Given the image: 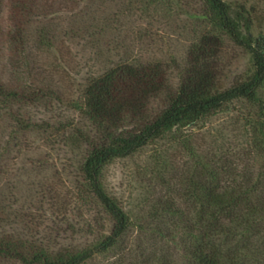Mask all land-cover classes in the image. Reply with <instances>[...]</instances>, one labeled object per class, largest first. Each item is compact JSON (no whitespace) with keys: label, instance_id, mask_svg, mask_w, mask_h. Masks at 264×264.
I'll list each match as a JSON object with an SVG mask.
<instances>
[{"label":"trees","instance_id":"obj_1","mask_svg":"<svg viewBox=\"0 0 264 264\" xmlns=\"http://www.w3.org/2000/svg\"><path fill=\"white\" fill-rule=\"evenodd\" d=\"M57 1L82 9L78 24L84 19L94 24V13L87 15L90 8L84 10L82 6L101 0H0V38H4L0 45L6 46L15 59L12 64L18 78L21 67L17 66L26 62L32 37L41 48L55 46L57 31L45 22L61 13L47 12ZM147 2L169 3L183 11L196 2L199 7L191 17L204 24L206 32L189 48L184 66L179 69L178 87L166 95L164 107L155 114L151 106L167 93L168 74L175 68L163 61L126 59L90 78L85 88L78 111L88 131H75L70 142L76 149H85L79 179L103 209L111 224L110 232L102 233L93 246L82 249H50L33 240L0 234V263L86 264L95 255L123 247L135 230L138 239L144 238L150 248H125L126 264H135L136 256L141 257L137 264H264V102L259 97L264 86V35L254 34V22L245 5L228 0ZM36 19H41V26H35ZM92 26L83 24L70 32L85 33ZM99 28L103 30L101 25ZM224 38L245 50L254 68L251 77L226 88L219 67ZM51 94L22 80L8 82L0 71V117L5 115L15 126L4 141L0 139V168L10 157L18 134L54 128L50 123L28 119L20 109L42 103ZM238 101L257 109L255 116L261 124L253 133L252 147L255 155L263 158L262 164L256 167L222 156H198L191 151L190 142L183 139L189 145L192 163L178 177L168 181L160 177L165 195L147 206L141 220H133L105 186L110 165L133 157L175 132L195 129Z\"/></svg>","mask_w":264,"mask_h":264},{"label":"rangeland","instance_id":"obj_2","mask_svg":"<svg viewBox=\"0 0 264 264\" xmlns=\"http://www.w3.org/2000/svg\"><path fill=\"white\" fill-rule=\"evenodd\" d=\"M228 1L245 5L254 22V34L264 35V0ZM194 3L190 10L183 11L169 3L150 5L147 0H101L91 5L87 2L82 7L90 8L87 15L94 13L95 23L84 19L78 24L82 9L57 1L47 12L60 10L61 13L45 22L57 31L55 46L41 48L32 37L26 49V62L17 66L21 67L19 78L12 64L15 59L10 57L6 46L0 45L4 51L0 59L3 79L13 83L22 80L53 92L42 103L23 105L22 113L28 119L54 127L45 132L32 130L18 134L13 141L11 155L2 166L7 170L0 168V234H13L50 249H82L93 246L102 233L110 232L111 224L103 209L79 179L85 149H76L70 137L79 129L88 131V124L78 107L83 105L90 78L113 64L136 58L163 61L175 67L168 74L167 93L151 106L152 113L160 111L166 95L180 83L179 69L184 66L189 48L206 32V26L191 17L199 7ZM40 21L36 19V27L41 26ZM87 23L93 26L84 30L85 33L70 32ZM224 39L219 67L221 83L226 88L251 77L254 68L245 50ZM259 97L264 102V86L259 90ZM256 113L257 109L245 101L235 102L195 129L180 130L131 158L115 161L107 169L105 186L136 221L146 215L147 206L157 197L165 195L160 177L168 181L183 173L184 167L192 163L191 151L198 156H222L242 165L249 162L250 166L259 167L263 158L255 155L252 147L253 133L261 124ZM14 127L8 117H0L1 141ZM183 139L190 142L191 151ZM139 236L132 230L123 247L95 255L86 264H126L125 248H150ZM128 260L133 262L130 257ZM133 260L137 264L141 257ZM0 264L21 263L3 261Z\"/></svg>","mask_w":264,"mask_h":264}]
</instances>
